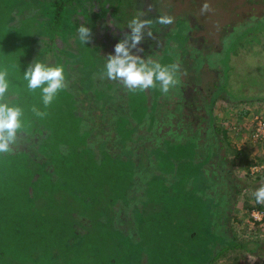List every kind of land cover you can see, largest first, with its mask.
<instances>
[{
  "label": "rangeland",
  "instance_id": "obj_1",
  "mask_svg": "<svg viewBox=\"0 0 264 264\" xmlns=\"http://www.w3.org/2000/svg\"><path fill=\"white\" fill-rule=\"evenodd\" d=\"M141 12L174 17L136 53L179 64L166 94L102 75ZM37 59L67 80L43 119L22 78ZM0 67L24 109V134L0 154V264H264V216L252 214L264 205L251 195L264 183V139L251 135L264 117V0H0ZM178 90L186 103L166 102ZM188 118L200 139L177 129ZM221 209L235 244L261 241L254 252L223 248Z\"/></svg>",
  "mask_w": 264,
  "mask_h": 264
},
{
  "label": "clouds",
  "instance_id": "obj_2",
  "mask_svg": "<svg viewBox=\"0 0 264 264\" xmlns=\"http://www.w3.org/2000/svg\"><path fill=\"white\" fill-rule=\"evenodd\" d=\"M210 10L207 2L201 7L202 14ZM142 17H144L143 12L129 21L127 27L131 30L130 34L126 33L114 46V54L107 56L102 75L108 80L120 82L130 92H144L159 85L160 90L166 94L179 83V64L164 65L158 60L150 57L145 59L136 53L143 51L138 45L144 40L145 35L153 37L154 23L166 27L174 23V17L167 14L160 15L155 21ZM76 34L79 41L86 45L91 40L92 30L82 23L77 27ZM22 78L29 91L35 92L39 89L41 92V101L45 110L42 111L33 105L31 112L40 119L47 117L46 109L56 99L57 94L67 87L64 67L37 59L29 64ZM13 95L10 92L9 71L0 67V154L11 153L18 139L24 134V109L13 102ZM251 195L257 204L264 205V183Z\"/></svg>",
  "mask_w": 264,
  "mask_h": 264
},
{
  "label": "trees",
  "instance_id": "obj_3",
  "mask_svg": "<svg viewBox=\"0 0 264 264\" xmlns=\"http://www.w3.org/2000/svg\"><path fill=\"white\" fill-rule=\"evenodd\" d=\"M179 21H182V23H184L183 25H182V28H184L185 29V31L184 32H181V31H178V27H177V29H176V33L177 34H183L184 35V38L181 40V39H179V37L177 38L176 36H175V39L176 40H174L175 42H176V44L177 45H183L184 44V42L186 41V43L188 42V37H187V32H186V28L188 27V23H187V20H184V19H182V18H180V20ZM179 29H181V26L179 27ZM182 30V29H181ZM174 32V33H175ZM173 33V34H174ZM170 41H172V40H170ZM174 41H172L171 42V44L169 43L168 45L170 46V47H172V45H174L173 43H174ZM185 43V44H186ZM174 50V49H173ZM79 113H80V111H79ZM260 185L259 184H256V188L257 187H259ZM219 192H220V197H221V199H222V205H223V208H224V204H225V199H224V196H223V191L221 190V189H219ZM221 214L219 213V214H217V212H216V214L218 215V216H220V219H217L216 220V218H214V217H212V226H213V228H212V231L214 230H217L218 231V233L222 236V239H223V241L224 242H221V243H223L222 244V246H223V248H227V246H236V245H238V246H242V247H245L247 250H249L250 252L252 251V252H254L258 247H259V243L261 242L259 239H257V240H253L254 241V246H249V244H247L246 242H242V241H240V242H238V241H236V244H235V242L233 241V239L231 238H229V236L226 234V232H225V229H223L224 227H225V225H224V223H223V217H225L224 215H223V210L221 209ZM254 220V219H253ZM224 221H226V220H224ZM254 221H256V220H254ZM256 222H258V221H256ZM223 223V224H222ZM210 228V227H209ZM216 232V231H215ZM236 239V238H235ZM221 243H219V244H216L215 245V247L217 246V245H220ZM232 244V245H231ZM214 247V246H213ZM222 249V248H221ZM212 260H214V258L212 259ZM212 260L208 263V264H210L211 262H212Z\"/></svg>",
  "mask_w": 264,
  "mask_h": 264
},
{
  "label": "crops",
  "instance_id": "obj_4",
  "mask_svg": "<svg viewBox=\"0 0 264 264\" xmlns=\"http://www.w3.org/2000/svg\"><path fill=\"white\" fill-rule=\"evenodd\" d=\"M152 58V57H151ZM230 90V89H229ZM214 95V94H213ZM215 95L217 96L218 94H217V92L215 93ZM215 95H214V97H215ZM170 98L172 97L171 95L169 96ZM185 97L186 98H188L187 96H186V94H182V93H180L179 92V90L176 92V94L174 95V98L173 99H170V100H167L166 102H170V103H176V102H180L181 104L183 103H186L185 101L187 100V99H185ZM228 101H235V97H233L231 94H229V93H227V97H225ZM160 99V98H159ZM185 99V100H184ZM199 100H201V99H199ZM256 100V99H255ZM190 101H192V99H190ZM218 101V100H217ZM257 101V100H256ZM259 103V101H257V103H255V105H257ZM162 105V104H161ZM175 107V106H174ZM171 109V108H170ZM172 110V109H171ZM181 110V109H180ZM173 111V110H172ZM171 112V111H170ZM173 115V114H172ZM178 114H176V115H174V116H177ZM182 121V120H181ZM190 120H189V118L188 119H186V122H189ZM191 123L192 122H189V123H186L185 125H183L182 124V122L180 123V124H178V126H177V129H180V130H187V132L188 131H190V126H191V128H192V130L193 131H195L196 132V134H197V131H200L199 129H197V127H193L192 125H191ZM143 135H145L144 133H143ZM197 135H199V134H197ZM202 136H201V134L198 136V138L200 139ZM198 141V140H197ZM133 236H136L135 235V232L133 231Z\"/></svg>",
  "mask_w": 264,
  "mask_h": 264
},
{
  "label": "built area",
  "instance_id": "obj_5",
  "mask_svg": "<svg viewBox=\"0 0 264 264\" xmlns=\"http://www.w3.org/2000/svg\"><path fill=\"white\" fill-rule=\"evenodd\" d=\"M254 121H255V125H254L253 130L251 131V135L256 139H264V117L256 115V117L254 118ZM262 212L264 211L255 210L253 211L252 214L255 216V219L262 220L264 216Z\"/></svg>",
  "mask_w": 264,
  "mask_h": 264
}]
</instances>
